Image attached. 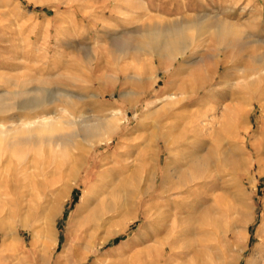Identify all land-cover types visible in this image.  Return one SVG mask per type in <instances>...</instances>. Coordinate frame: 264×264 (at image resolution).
Returning <instances> with one entry per match:
<instances>
[{
  "label": "rangeland",
  "instance_id": "1",
  "mask_svg": "<svg viewBox=\"0 0 264 264\" xmlns=\"http://www.w3.org/2000/svg\"><path fill=\"white\" fill-rule=\"evenodd\" d=\"M183 24H200L204 30L182 36L190 38L188 49L168 71L157 57L152 59L148 52L133 48L151 28ZM221 24L231 29L219 36L212 28ZM223 60L228 64H220ZM200 67L212 69L211 81L181 112L191 113L187 122L202 127L209 143L215 142L210 146L224 159L218 178L207 188L208 200L198 202L201 218L192 237L194 255L189 253L182 262L248 264L260 256L264 237L257 236L258 231L264 232V174L257 173L252 143L254 134L264 133V0H0V95L21 89L18 84L28 80L32 86L74 94L71 99L57 96L52 104L54 112L48 115L73 124L84 117L94 121L113 116L123 122L109 143L90 145L77 137L64 148L41 145L40 152L29 150L19 165V188L12 195L15 202L10 196L0 202V224L10 233L5 242L0 234V264L6 261V247L38 264L45 240L53 249L49 264H56L63 248L73 243L72 223L83 188L95 172L94 164L113 151H123L125 142L143 132L134 130L140 114L158 111L168 100L180 96L177 86L189 85L192 76L187 72L202 70ZM44 80L48 82L42 83ZM124 92L131 93L125 96ZM15 110L1 112L0 117H20ZM74 125L63 126L62 132ZM189 137L187 132L185 140L190 141ZM229 149L240 167L236 174L225 155ZM167 157L160 143L157 178L154 187L132 206L135 218L126 221L122 213L110 218L96 233L98 237L107 234L106 241H96L89 249L86 243L91 244V239L85 236L78 250L86 260L74 258L70 264H95L98 259L126 263L129 256L117 257L116 251L131 242L144 224L143 205L158 191L160 170ZM210 170L214 172L215 167ZM72 171H76L74 175ZM65 180L69 185L49 223L45 215ZM26 223L44 233L50 227L53 239L44 235L45 240H36L32 229L22 225ZM119 223H124L122 229L107 233ZM168 256L163 255L162 263Z\"/></svg>",
  "mask_w": 264,
  "mask_h": 264
},
{
  "label": "bare ground",
  "instance_id": "2",
  "mask_svg": "<svg viewBox=\"0 0 264 264\" xmlns=\"http://www.w3.org/2000/svg\"><path fill=\"white\" fill-rule=\"evenodd\" d=\"M212 29L220 36L231 28L221 24ZM203 30L204 26L200 24L195 27L183 24L166 29L151 28L142 34L143 40L138 41L133 48L148 52L152 59L154 56L157 57L164 71H168L174 61L183 56L188 49L189 36L187 39H182V36L189 31L197 34ZM125 47V44L121 46V48ZM226 63L223 60L220 64ZM211 72L212 69L206 70L205 67L202 70L196 68L193 72H187L188 77L192 76V79L190 78L189 85L181 83L177 86L176 90L180 96L168 100L158 111L142 112L134 130L143 132L131 138L129 142H125L126 148L123 151H113L102 157L98 164H94L95 172L91 181L83 188L75 212L76 218L72 223L73 243L63 248L64 253L59 256L56 264H70L74 258L78 261L86 260L87 256L80 254L78 250L82 239L85 236L91 239V244L86 243L89 249L94 248L96 241L103 244L107 234L98 237L96 233L110 218L121 213L124 214L126 221L135 218L132 206L136 205V200L141 194H147L154 187L158 174L157 159L160 143L168 157L160 170L159 189L153 195L152 201L145 202L143 205L144 224L131 242H125L119 247L116 251L117 257L122 255V258L124 254H127L129 257L125 259L127 260L125 264H183V259L189 253L194 255L192 248L195 241L192 237L198 232L196 223L201 218L197 209L200 206L199 203L202 204L208 200L207 188H211L214 179L218 178V170L222 167L224 158L221 159L218 152L210 146L209 139L207 140L202 133V127L195 125V122H193L194 125H191L192 121L187 122V118L192 116L191 113L184 114L181 110L190 104L195 94L211 81ZM29 84L28 80L22 81L18 84L19 86L17 85L21 89L4 91L5 94L0 95V113L16 108L18 111H15L21 115L17 118L10 114L0 117V202L9 200V196L11 202H15V196L13 199L12 195L19 188V165L26 158L29 150L39 151L41 145H52V147L59 145L64 148L77 137L86 140L90 145L109 143L123 124L118 122V117L112 115V117H103L94 121L84 117L76 124L74 123L75 125L69 119L63 120L48 115L53 111L52 104L57 96L71 99L74 94H69L62 89L50 90L41 85ZM130 93L124 92V95L127 96ZM65 125L74 126L70 131L62 132ZM187 132L191 133L190 141L185 140ZM252 143L256 149L257 173L261 176L264 174V133L254 134ZM231 151L230 149L225 151V155L231 163L232 173L236 174L240 171V167L237 165L238 160L230 157ZM212 167H215V171L209 172L212 171L210 170ZM75 172L72 171L71 174L74 175ZM249 181L251 182V179ZM141 182L142 185H140ZM68 185V181L65 180L63 189L57 194L54 204L49 207L45 215L49 223L54 220L60 196L66 191ZM30 224L22 225L32 229L36 240L41 241L44 235L46 239H53L50 227L45 234L41 229H37L38 226L34 227L33 223ZM118 225L117 229L109 228L107 233L112 234L122 229L124 223ZM262 232L258 231L257 236H264ZM0 234L2 242H5L10 235L1 224ZM38 241L36 242L39 243ZM262 243L261 253L258 252L260 256L250 260L248 264H264V237H262ZM5 250L7 253L4 255L6 260L4 264H33L32 261L12 251L10 247H6ZM40 250L38 264H49V252L53 249L50 248L48 240L42 243ZM165 253L169 256L167 262L162 263ZM95 264L110 263L105 259H98Z\"/></svg>",
  "mask_w": 264,
  "mask_h": 264
}]
</instances>
